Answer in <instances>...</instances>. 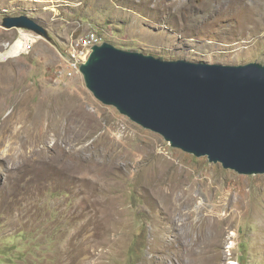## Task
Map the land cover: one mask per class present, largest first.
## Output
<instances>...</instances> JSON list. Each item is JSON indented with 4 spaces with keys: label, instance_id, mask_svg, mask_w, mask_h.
Here are the masks:
<instances>
[{
    "label": "rangeland",
    "instance_id": "374dc122",
    "mask_svg": "<svg viewBox=\"0 0 264 264\" xmlns=\"http://www.w3.org/2000/svg\"><path fill=\"white\" fill-rule=\"evenodd\" d=\"M20 16L50 40L1 26ZM87 32L165 61L264 65V0H0L1 53L38 37L0 61V264H264V175L97 101L66 58Z\"/></svg>",
    "mask_w": 264,
    "mask_h": 264
},
{
    "label": "water",
    "instance_id": "95a60500",
    "mask_svg": "<svg viewBox=\"0 0 264 264\" xmlns=\"http://www.w3.org/2000/svg\"><path fill=\"white\" fill-rule=\"evenodd\" d=\"M1 26L50 40L26 16ZM79 71L97 101L172 148L239 175H264V65L165 61L103 43Z\"/></svg>",
    "mask_w": 264,
    "mask_h": 264
},
{
    "label": "built area",
    "instance_id": "2783aa9c",
    "mask_svg": "<svg viewBox=\"0 0 264 264\" xmlns=\"http://www.w3.org/2000/svg\"><path fill=\"white\" fill-rule=\"evenodd\" d=\"M25 35L31 36L28 33H25ZM31 38L32 42L24 43V50H22V52L20 53H26V48L30 47L38 37L31 36ZM101 43L102 42L97 41V37H95L94 32H87L83 35L78 36L76 39L71 40L68 44H72V51H66V58L69 59L70 63L69 68L80 74V67L88 59L89 55L92 52V48ZM20 47L22 48V45ZM19 51L20 50H18L17 53Z\"/></svg>",
    "mask_w": 264,
    "mask_h": 264
},
{
    "label": "bare ground",
    "instance_id": "6f19581e",
    "mask_svg": "<svg viewBox=\"0 0 264 264\" xmlns=\"http://www.w3.org/2000/svg\"><path fill=\"white\" fill-rule=\"evenodd\" d=\"M32 37H34V36H32ZM98 38H99V37H97V41L100 42ZM26 39H27L28 43H31V42H32V38H31V36H26ZM21 44H22V41L20 40L18 43H16L15 45L11 46L10 51L5 52V53H3V54H0V61H1L4 57H9V56H11L12 54L17 53V51H18L19 49L16 48V46L21 45ZM19 53H20V51H19L15 56H17Z\"/></svg>",
    "mask_w": 264,
    "mask_h": 264
},
{
    "label": "clouds",
    "instance_id": "9594fccd",
    "mask_svg": "<svg viewBox=\"0 0 264 264\" xmlns=\"http://www.w3.org/2000/svg\"><path fill=\"white\" fill-rule=\"evenodd\" d=\"M29 32H31V31H29ZM32 33H34V32H32ZM36 35H37V34H36ZM37 36H39V35H37ZM39 37H41V36H39ZM103 43H106V42L103 40V42H102L101 44L96 45V46H101ZM94 47H95V46H94ZM7 50H10V45L7 46V48H6L3 52L5 53ZM0 54H3V53L0 52ZM16 54H17V53H14V54H12V55L9 56V57H4V58L2 59V61H6L7 59L17 57V56H15ZM229 264H234L233 260H229ZM235 264H237V263H235Z\"/></svg>",
    "mask_w": 264,
    "mask_h": 264
}]
</instances>
